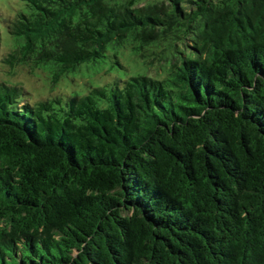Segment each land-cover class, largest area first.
<instances>
[{
    "label": "trees",
    "instance_id": "1",
    "mask_svg": "<svg viewBox=\"0 0 264 264\" xmlns=\"http://www.w3.org/2000/svg\"><path fill=\"white\" fill-rule=\"evenodd\" d=\"M20 1L9 68L167 67L0 82V264H264V0Z\"/></svg>",
    "mask_w": 264,
    "mask_h": 264
},
{
    "label": "rangeland",
    "instance_id": "2",
    "mask_svg": "<svg viewBox=\"0 0 264 264\" xmlns=\"http://www.w3.org/2000/svg\"><path fill=\"white\" fill-rule=\"evenodd\" d=\"M23 3L20 0H0V82L20 84L25 92V101L32 103L56 96L65 99L71 94L83 95L90 86L104 85L114 79H127L137 73L162 78L165 76L167 64L159 60H150L144 64L128 49H121L119 61L121 67L114 63L113 57L98 62L80 65L76 72L65 75L56 85L50 81L47 67L31 68L29 65H18L9 68L1 60L13 49L14 40L8 34L2 19L12 18ZM159 48H155L157 51Z\"/></svg>",
    "mask_w": 264,
    "mask_h": 264
}]
</instances>
